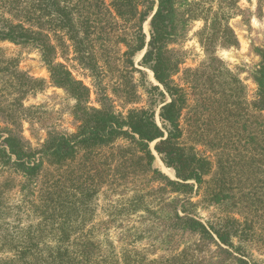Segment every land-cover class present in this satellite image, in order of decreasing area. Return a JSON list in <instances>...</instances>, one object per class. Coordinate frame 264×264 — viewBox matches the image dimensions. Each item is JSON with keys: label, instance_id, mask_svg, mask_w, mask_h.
I'll list each match as a JSON object with an SVG mask.
<instances>
[{"label": "trees", "instance_id": "16d2710c", "mask_svg": "<svg viewBox=\"0 0 264 264\" xmlns=\"http://www.w3.org/2000/svg\"><path fill=\"white\" fill-rule=\"evenodd\" d=\"M237 3L0 0V41L39 52L78 122L34 149L23 122L36 112L24 101L45 82L0 48V264H264V47L251 103L217 56L239 46ZM197 21L205 60L193 68L176 46ZM68 50L92 89L58 62ZM92 91L99 108L88 106ZM15 188L18 205L7 201ZM134 214L133 242L148 246H116L109 224Z\"/></svg>", "mask_w": 264, "mask_h": 264}, {"label": "rangeland", "instance_id": "374dc122", "mask_svg": "<svg viewBox=\"0 0 264 264\" xmlns=\"http://www.w3.org/2000/svg\"><path fill=\"white\" fill-rule=\"evenodd\" d=\"M237 2V4L230 6L231 18L229 24L238 37L239 46L230 49L219 48L217 56L241 79L246 89L247 101L251 103L254 101L257 94V84L253 78L260 63L257 50L264 47V0H237ZM202 26L203 23L201 21L192 23L183 42L176 46L186 59V65L188 67H198L205 60V53L197 36ZM149 29L148 22L144 27L148 36L150 35ZM0 48L8 56L18 59V66L21 71L35 79H40L45 82L41 91L30 94L24 101L25 107L30 109L33 108L36 112L34 114V117H36L35 119L31 122L29 120L23 122V136L31 143L32 147L34 149H40L50 130L67 135L75 133L78 122L72 113L74 101L64 89L54 87L50 83L49 72L46 65L42 62L39 52L35 48L18 46L10 42L2 41H0ZM74 58L73 52L68 50V54L65 57L59 56L58 62L64 63L73 72L74 77L83 81L92 89V79L88 77L90 73L82 69ZM145 71L148 74V78L157 85L153 73L148 69H145ZM135 79L138 80L139 75H136ZM114 104L119 112H125L126 109L134 107L124 105L121 101H114ZM147 105V98L143 97L142 103L136 105V107H144ZM88 106L100 107L98 97L94 91L91 93ZM158 114L159 108H157L156 119L158 123H160ZM154 145L155 144L151 145L152 149H154ZM198 150L210 154L207 152V148L203 146H199ZM157 165L171 178H175L173 173L163 165L158 157ZM3 179L4 177L0 173V184L3 182ZM19 191L20 188H15L7 192L10 195V197L7 198L8 203L10 202L13 205L20 204L21 195ZM99 205V220L97 221L103 222L102 220L108 219L109 212H105L104 210L106 201L99 199ZM120 208L121 207H119V209ZM112 210L113 209H111V212ZM141 215L143 214L125 215L118 218L115 222L112 221V223L109 224L110 240L114 241L116 246H121L123 248L133 247L135 245L139 248L147 247L148 245H146V242L142 244L134 243L133 241L135 238L129 232L133 228L139 227ZM206 216V213H202L200 217L205 219ZM102 229H104V226H102ZM131 232L133 233L134 231ZM100 237L101 233H98V238ZM161 254L162 251L158 250L155 257Z\"/></svg>", "mask_w": 264, "mask_h": 264}]
</instances>
